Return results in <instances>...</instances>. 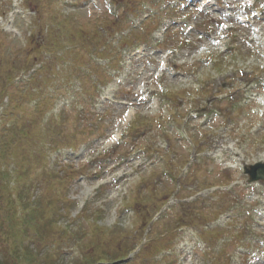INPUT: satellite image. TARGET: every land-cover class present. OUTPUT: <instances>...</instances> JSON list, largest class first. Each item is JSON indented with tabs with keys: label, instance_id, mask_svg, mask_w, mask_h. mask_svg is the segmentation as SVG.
<instances>
[{
	"label": "rangeland",
	"instance_id": "374dc122",
	"mask_svg": "<svg viewBox=\"0 0 264 264\" xmlns=\"http://www.w3.org/2000/svg\"><path fill=\"white\" fill-rule=\"evenodd\" d=\"M208 7L0 0L1 264H264V0Z\"/></svg>",
	"mask_w": 264,
	"mask_h": 264
},
{
	"label": "trees",
	"instance_id": "16d2710c",
	"mask_svg": "<svg viewBox=\"0 0 264 264\" xmlns=\"http://www.w3.org/2000/svg\"><path fill=\"white\" fill-rule=\"evenodd\" d=\"M17 243H20V242H17ZM16 250L17 249H15V248H13V249L6 248L5 255H4L5 264H20V263H17V262L19 261V258L22 255L20 254V251L17 252ZM24 256L25 257H29L27 254H25ZM24 256H22V257H24ZM46 257L44 259H46ZM100 260H102V259H100ZM103 261H105V259H103ZM23 264H29V263H23ZM85 264H95V259L94 258L87 259Z\"/></svg>",
	"mask_w": 264,
	"mask_h": 264
},
{
	"label": "water",
	"instance_id": "95a60500",
	"mask_svg": "<svg viewBox=\"0 0 264 264\" xmlns=\"http://www.w3.org/2000/svg\"><path fill=\"white\" fill-rule=\"evenodd\" d=\"M245 173L250 176L251 180H264V166L261 164L250 166L248 169H245Z\"/></svg>",
	"mask_w": 264,
	"mask_h": 264
}]
</instances>
